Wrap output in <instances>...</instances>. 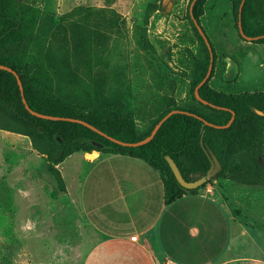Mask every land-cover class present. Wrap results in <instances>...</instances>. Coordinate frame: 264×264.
Listing matches in <instances>:
<instances>
[{"label": "rangeland", "instance_id": "374dc122", "mask_svg": "<svg viewBox=\"0 0 264 264\" xmlns=\"http://www.w3.org/2000/svg\"><path fill=\"white\" fill-rule=\"evenodd\" d=\"M30 1L42 9L45 28L31 43L27 62L57 96L97 105L120 96L138 125L154 114L161 97H185L188 82L168 69L163 52L168 47L184 73L182 61L203 56L185 20L188 0H169L167 10L161 0ZM204 10L200 24L216 57L210 86L224 93L264 91V44L237 35L230 0H207ZM224 57L238 67L230 83L220 79ZM79 157L72 154L57 166L61 191L28 137L0 129V166L20 163L0 176V255H10V264L12 255H26L15 264H82L96 237L78 204ZM220 180L252 189L264 204V184Z\"/></svg>", "mask_w": 264, "mask_h": 264}, {"label": "trees", "instance_id": "16d2710c", "mask_svg": "<svg viewBox=\"0 0 264 264\" xmlns=\"http://www.w3.org/2000/svg\"><path fill=\"white\" fill-rule=\"evenodd\" d=\"M192 1L188 0L184 15L203 56L190 54L189 61H182L185 73L179 76L188 82V91L180 100L161 97L154 114L138 125L133 115L120 103V96L119 101L111 99L103 103L101 100L100 105L57 96L52 88L36 76L27 62L31 43L37 38L38 31L45 28L42 24V9L30 0H0V65L11 68L17 74L23 96L32 110L46 115L81 119L104 134L124 142H137L147 137L169 111H187L198 116L171 114L147 143L123 146L80 123L31 115L24 107L15 76L0 69V129L28 137L31 148L44 158L46 169L54 177L59 190H64V180L57 166L72 154L93 150L103 154L127 155L148 164L160 175L165 204L195 193L198 189L180 186L165 156L174 161L184 180L192 181L206 172L210 166L206 153H213L221 170L200 187L220 178L231 179L242 185L264 184L260 180L264 176V91L224 93L212 88L209 81L216 57L211 47L214 58L212 70L197 92L208 103L226 109L211 107L195 98L194 89L207 71L209 52L191 19L192 16L200 24L207 0H194L190 16ZM230 3L237 32L241 0H230ZM158 7L156 5L151 10ZM240 25L245 36L258 37L252 42L264 44V0H244ZM257 111L263 114L259 115ZM231 112L234 117L228 127L215 128L206 124L225 125L231 118ZM56 137L61 139V146ZM85 139L102 141L105 148H95Z\"/></svg>", "mask_w": 264, "mask_h": 264}, {"label": "crops", "instance_id": "0c3cea01", "mask_svg": "<svg viewBox=\"0 0 264 264\" xmlns=\"http://www.w3.org/2000/svg\"><path fill=\"white\" fill-rule=\"evenodd\" d=\"M77 154L78 204L96 237L82 264H264V204L252 189L213 179L165 204L160 175L142 160ZM18 164L3 163L0 176Z\"/></svg>", "mask_w": 264, "mask_h": 264}, {"label": "water", "instance_id": "95a60500", "mask_svg": "<svg viewBox=\"0 0 264 264\" xmlns=\"http://www.w3.org/2000/svg\"><path fill=\"white\" fill-rule=\"evenodd\" d=\"M193 2H194V0L190 4V12H191V7H192ZM243 2H244V0H241V3L239 5V13H238V21H237L238 31H239V33H240V35L242 37H245V39H247V40H256L258 38L257 36L248 37V36H245L243 34V32H242L241 25H240V11H241ZM164 5H166V7H170V1L169 0H161V6H164ZM193 22H194V25L197 28L198 32L201 34V36H202V38H203V40L205 42V45H206V47L208 49V52H209V64H208V67H207V71H206L205 76L203 77V79L199 82V84L194 89L195 98L197 100H199L201 103L208 104L211 107L226 109V108H223V107H220V106H216V105L210 104L207 101H205L202 98H200L199 95H198V92H197L198 87L201 86L207 80V78L209 77V75L211 73V68H212V63H213V54H212V50H211V45L208 42V40H207L206 36L204 35V33L202 32L201 27L197 24V22L195 20H193ZM263 36H261V37H263ZM163 61H164L165 65L168 67V69H170L171 71H173V72H175L177 74H181V75L184 74V71L170 59L168 47H166L164 49ZM222 61L224 62V70H223V72L221 74V79L223 81H225V82H230V81L234 80L235 77L238 74L237 64L232 59H230L229 57H224L222 59ZM0 69L9 71L15 76L17 84L19 86V90H20V93H21V98H22V102L24 104V107L31 115L39 117V118H42V119H48V120H65V121L80 123V124L90 128L91 130L95 131L99 135H102L103 137L107 138L108 140H110L112 142H116V143H118L120 145H123V146H138V145H142V144L147 143L149 140H151V138L153 137V135L155 134V132L157 131L159 126L171 114L184 113L186 115L198 117L196 114H194L192 112L180 111V110L169 111L166 115H164L156 123V125L153 127L152 131L150 132V134L147 137H145L144 139H141V140H139L137 142H124V141L117 140L115 138H112V137L104 134L103 132L99 131L97 128L93 127L92 125H90L89 123H87V122H85V121H83L81 119L46 115V114H42V113H39V112H36V111L32 110L28 106V104L26 103V100H25V98L23 96V89H22L21 81H20L19 77L17 76V74L11 68L6 67L4 65H0ZM257 113L259 115L263 114L261 111H257ZM231 114H232L231 118L229 119V121L225 125H212V124H210L208 122L206 124H208L210 126H213L215 128L228 127L230 125L231 121L233 120V117H234V113L231 112ZM56 141H57L58 145L61 146L62 141H61V139L59 137H56ZM84 141L87 142V143H90L95 148H99V149L100 148H105V144L102 141L89 140V139H85ZM206 154H207V156H208V158L210 160L209 168L206 170V172L203 175H201L200 177H198V178H196V179H194L192 181H186V180L183 179V177L180 174V171H179L178 167L176 166L174 161L169 156H165V160L167 161L171 172L173 173L175 179L180 184V186H182L185 189H195V188H199L200 186H202L206 181L212 179L221 170V165H220L219 161L217 160V158L215 157V155L213 153H211V152L210 153H206Z\"/></svg>", "mask_w": 264, "mask_h": 264}, {"label": "flooded vegetation", "instance_id": "af4514ba", "mask_svg": "<svg viewBox=\"0 0 264 264\" xmlns=\"http://www.w3.org/2000/svg\"><path fill=\"white\" fill-rule=\"evenodd\" d=\"M192 3V2H191ZM172 6V3L170 2V7ZM161 7H163V6H161ZM164 7H165V10H167V9H169L170 7H166V5H164ZM204 12H205V10H204ZM203 15H204V13H203ZM202 15V16H203ZM190 16H191V12H190ZM202 16H201V18H202ZM201 18H200V22H201ZM191 19H192V21L194 20L193 18H192V16H191ZM238 21V20H237ZM194 23V22H193ZM198 24V23H197ZM200 27H201V29H202V32L204 33V35H205V32H204V30H203V28H202V26H201V24H198ZM195 26V25H194ZM234 26V25H233ZM197 29V28H196ZM235 29V28H234ZM198 31V30H197ZM236 31V30H235ZM199 33V32H198ZM237 35L238 36H241L240 35V33H239V31H238V25H237ZM200 34V33H199ZM200 36H201V34H200ZM206 36V35H205ZM242 37V36H241ZM201 38H202V36H201ZM207 38V37H206ZM244 39H245V37H243ZM203 39V38H202ZM207 40H208V38H207ZM245 40H247V39H245ZM204 41V40H203ZM250 41H252V40H250ZM208 42H209V40H208ZM210 43V42H209ZM200 47V46H199ZM166 48V47H165ZM201 48V47H200ZM208 50V49H207ZM213 54V53H212ZM196 57H199V56H196ZM223 59V58H222ZM213 61H214V58H213ZM215 62H216V58H215ZM215 62H214V65H215ZM221 64L223 65V70H224V62L221 60ZM212 66H213V63H212ZM211 70H212V68H211ZM223 70H222V72H223ZM222 72H221V74H222ZM214 74H215V67H214V69H213V72H212V75H211V77H210V79H212L213 78V76H214ZM221 74H220V79H221ZM237 77V76H236ZM236 77H235V79H236ZM234 79V80H235ZM234 80H232V81H234ZM221 81H223L222 79H221ZM232 81H230V82H232ZM223 82H225V81H223ZM230 82H225V83H230Z\"/></svg>", "mask_w": 264, "mask_h": 264}]
</instances>
